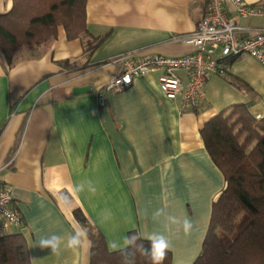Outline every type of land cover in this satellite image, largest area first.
Listing matches in <instances>:
<instances>
[{
  "label": "crops",
  "instance_id": "0c3cea01",
  "mask_svg": "<svg viewBox=\"0 0 264 264\" xmlns=\"http://www.w3.org/2000/svg\"><path fill=\"white\" fill-rule=\"evenodd\" d=\"M244 1L264 6V0ZM207 2L87 0V33L70 38L61 25L56 37L20 49L12 63L0 46V182L13 185L32 264H90L89 235L76 250L62 244L52 253L38 245L42 237L57 234L66 241L75 229H86L77 208L108 247L138 230L145 238L164 235L173 264H193L200 255L213 202L226 184L201 129L234 104H250L263 118L264 66L249 55L220 58L217 51L218 68L197 107L169 99L157 70L121 92L104 89L123 71V54L193 53L184 37L197 29ZM13 5L0 0V14ZM227 5L235 16L233 4ZM237 22L244 37L264 29V16ZM178 74L187 81L184 70ZM82 87L85 92L75 93ZM157 211L163 215L154 220ZM167 216L191 220L190 234L168 224Z\"/></svg>",
  "mask_w": 264,
  "mask_h": 264
},
{
  "label": "trees",
  "instance_id": "16d2710c",
  "mask_svg": "<svg viewBox=\"0 0 264 264\" xmlns=\"http://www.w3.org/2000/svg\"><path fill=\"white\" fill-rule=\"evenodd\" d=\"M87 0H14L0 14V46L12 63L18 50L36 47L58 35L63 25L70 38L88 31ZM206 148L225 177V187L213 202L202 251L193 264H264V116L250 104H234L207 121L201 129ZM79 222L92 241L90 264H120L121 256L91 225L81 209ZM145 245L147 238L138 230ZM0 264H32L22 231L0 236ZM135 264H150L137 253ZM163 264H173L170 249Z\"/></svg>",
  "mask_w": 264,
  "mask_h": 264
},
{
  "label": "built area",
  "instance_id": "2783aa9c",
  "mask_svg": "<svg viewBox=\"0 0 264 264\" xmlns=\"http://www.w3.org/2000/svg\"><path fill=\"white\" fill-rule=\"evenodd\" d=\"M235 16L229 13L228 0H208L197 29L184 37L195 46V51L180 56L151 54L138 57L135 53L123 54L124 69L114 75L104 90L121 92L134 83V80L152 70L160 71L159 81L169 99L181 98L184 106L197 107L205 95V85L212 72L218 68L217 51L220 58L249 55L264 66V29L253 36H242L243 27L238 17L264 16V6L248 4L244 0H229ZM184 70L187 81L178 74ZM100 91L99 102L107 104L105 91ZM13 186L0 182V236L22 231L23 214L13 207Z\"/></svg>",
  "mask_w": 264,
  "mask_h": 264
},
{
  "label": "clouds",
  "instance_id": "9594fccd",
  "mask_svg": "<svg viewBox=\"0 0 264 264\" xmlns=\"http://www.w3.org/2000/svg\"><path fill=\"white\" fill-rule=\"evenodd\" d=\"M79 190H84L83 184L79 186ZM88 190L93 194L96 192V188L92 185L91 181L88 182ZM107 215H110V213ZM162 215V211H157L154 213L153 219L159 220ZM166 220L168 224H181L185 234H190L193 228L192 221L187 218L180 221L175 216H167ZM87 237V230L81 227L75 229L73 233L69 234L66 241L65 238L60 235L51 234L42 237L38 245L42 249L47 248L50 249L52 253H58L62 244H64L66 248L72 250L80 248L87 240ZM147 240L148 246L145 247L142 238L138 234L132 233L124 238L122 244L113 241L110 243L109 247L112 251L120 253V264H135L137 253L146 256L149 259L150 264H163L171 247L170 242L164 235L158 233L151 234L147 237Z\"/></svg>",
  "mask_w": 264,
  "mask_h": 264
},
{
  "label": "water",
  "instance_id": "95a60500",
  "mask_svg": "<svg viewBox=\"0 0 264 264\" xmlns=\"http://www.w3.org/2000/svg\"><path fill=\"white\" fill-rule=\"evenodd\" d=\"M86 91V87H82V88H76L75 89V93H82Z\"/></svg>",
  "mask_w": 264,
  "mask_h": 264
},
{
  "label": "rangeland",
  "instance_id": "374dc122",
  "mask_svg": "<svg viewBox=\"0 0 264 264\" xmlns=\"http://www.w3.org/2000/svg\"><path fill=\"white\" fill-rule=\"evenodd\" d=\"M22 48H23V49H25V48L32 49V47H30V46H28V45H24V46H22L20 49H22ZM33 48H34V47H33ZM20 49H19V50H20ZM19 50H18V51H19ZM17 53H18V52H17ZM16 55H17V54H16ZM12 186H13V185H12Z\"/></svg>",
  "mask_w": 264,
  "mask_h": 264
}]
</instances>
